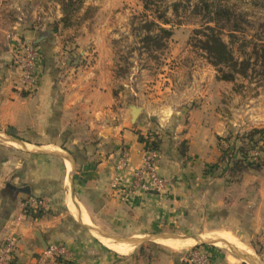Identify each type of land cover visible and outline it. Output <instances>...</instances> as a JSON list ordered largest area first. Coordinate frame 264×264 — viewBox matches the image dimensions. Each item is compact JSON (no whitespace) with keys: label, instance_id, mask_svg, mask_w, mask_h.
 Masks as SVG:
<instances>
[{"label":"crops","instance_id":"0c3cea01","mask_svg":"<svg viewBox=\"0 0 264 264\" xmlns=\"http://www.w3.org/2000/svg\"><path fill=\"white\" fill-rule=\"evenodd\" d=\"M6 22L0 13V239L10 234L17 237L15 264H34L39 253L54 242L65 243L77 264H126L123 257L109 248L127 253L146 235L117 239L97 229L91 233L86 226L104 225L109 218L120 219L133 208H143L148 218V205L152 209L149 212L157 214L166 204L180 205L183 200L190 203L186 204L192 214L202 210L207 227L220 230L185 237L154 236L159 243L178 249L179 245L210 241L239 255L238 259L218 247L200 246L210 253L213 264H264L263 168L249 169L239 177L229 175L226 161L219 162L213 170L207 168L221 155L217 138L242 133L247 129L240 127L243 121L228 125L221 114L212 120L211 116L195 112L180 141L181 134L171 122L173 106L170 112L158 108L157 122L150 116L139 119L140 111L135 113L136 125L126 106L121 120L115 121L110 118L113 101L109 90L101 91V87L89 85L85 103L84 98L80 99L84 93L79 98L66 97L60 103L53 96L49 71L41 72L38 90L20 96L15 90L19 85H14L19 82L18 75L15 76L6 60L11 63V42L7 40V51L2 42L5 34L12 32L8 27L15 29L18 23ZM86 121L92 138L87 135L90 133L77 132ZM9 126L13 127L11 133L7 131ZM249 127L264 128V117ZM62 134L67 137V140L63 138L66 142L57 143ZM140 134L157 135L161 139L159 173L174 178L165 194L132 185L133 172L142 163L145 147ZM89 138L91 144L86 142ZM69 140L78 146L73 154L62 146H68ZM183 140L189 147L187 165L181 164ZM123 151L128 152L125 164L121 163ZM63 191L67 193L62 203L64 210L55 201ZM31 196L48 200V209L39 218L24 213L25 201ZM231 198L235 206L229 207L227 201ZM245 205L251 209L245 211ZM174 210L175 207L169 208V212ZM169 215L176 217L178 212ZM109 244L122 246L124 250ZM184 259V255L163 252L147 264H184Z\"/></svg>","mask_w":264,"mask_h":264},{"label":"rangeland","instance_id":"374dc122","mask_svg":"<svg viewBox=\"0 0 264 264\" xmlns=\"http://www.w3.org/2000/svg\"><path fill=\"white\" fill-rule=\"evenodd\" d=\"M145 1L86 0L71 26L65 27L59 23L56 30L53 27L62 17L60 0H0V13L8 22L18 23L15 29L8 27L12 31L9 33L15 34L22 41H35L36 43H33L40 47L42 52L40 74L49 71L53 96L55 95L60 103H63L66 97L79 98L82 93L84 95L80 99L84 98L85 103L89 85L99 86L101 91L109 90L111 93L113 106L110 118H114L115 121L121 120L128 106L135 125L137 124L135 113L140 111L139 119L150 116L157 122L159 118L157 111L160 112L166 108L170 112L173 106L171 122L178 134H181L180 141L182 134L187 132L191 116L195 112L211 116L212 120L217 119L216 117L221 114V119L227 121L228 125L243 121L240 127L247 128L243 132L253 128L249 126H252L255 121L263 119L264 76L252 75L250 79L237 76L234 86V82L221 80L217 68L209 62L202 50L194 46L197 39L196 30L207 24H215L208 23V19L195 13V6L197 4L202 6V0H150L148 9L145 8ZM207 1L216 5H226L243 17L241 22L243 28L236 32V36H229L230 28L227 26L223 30V37L227 42H230L232 38L233 42L230 44L239 59L244 58L245 53L253 56L254 43L264 41V0ZM174 2H181L177 15L171 8ZM157 9L167 10V15L172 22L166 27L172 29L173 34L167 40L164 49L153 48L149 51L141 42V37L145 33V29L141 27L145 19L161 23L156 18ZM7 35L5 34L2 40L6 51L9 48L6 44L7 40L10 42ZM6 60L9 61L15 76L18 75L17 80L20 82V73L9 59ZM260 67L261 65L257 64L256 68L261 69ZM41 76L39 75V82L33 91L27 92L23 88H15V90L20 92V96L35 92L41 83ZM19 82H15L14 85L18 86ZM77 89H81L82 92L76 93ZM143 104L146 105L145 108ZM210 122L208 117V124ZM89 125L87 121L82 122L80 131L77 130V132L90 133L87 135L92 138L93 133L89 131ZM64 137L67 138L62 134L56 142H66ZM225 137L222 135L217 138L221 151L228 145ZM90 138L86 140V142L90 141L89 144L92 143ZM71 142L69 140L68 146L64 144L62 146L64 150H69L73 154L78 146ZM261 155L264 158V151ZM188 162L189 158L186 157L181 164L187 165ZM216 165H219L218 158L207 168L213 170ZM262 168L264 173V163ZM167 178L170 181L174 179ZM71 193L75 198L72 184ZM232 194L235 195V193ZM65 197L67 193L63 191L55 199L62 210L65 209L62 204ZM227 202L229 207L235 206L232 198ZM186 203L190 205L185 200L183 204L181 202L182 205L167 206L166 204V207L161 208V212L157 214L149 212L152 209L148 205V218L143 208H133L120 219L109 218L104 221V225L86 226V229L91 233L93 229L104 230L114 237L123 239L146 235L143 241L134 244L132 249L130 247L131 250H128L129 252L126 251L127 253H120L109 248L123 257L126 264L130 262L147 264L153 257H158L163 252L177 253L186 257L193 248L203 245L218 247L239 259V255L231 249L210 241H200L186 247L179 245L178 249H175L159 243L154 238L158 235L195 236L220 230L213 226L207 227L206 220L202 217V210L192 214L191 208ZM173 207L175 210L169 212V208L173 209ZM165 209H168V212ZM243 209L246 211L251 209V206L245 205ZM172 212H178V215L171 217L169 214ZM224 229L228 228L224 227ZM200 237L209 238L206 235ZM184 264H187L185 259Z\"/></svg>","mask_w":264,"mask_h":264},{"label":"trees","instance_id":"16d2710c","mask_svg":"<svg viewBox=\"0 0 264 264\" xmlns=\"http://www.w3.org/2000/svg\"><path fill=\"white\" fill-rule=\"evenodd\" d=\"M150 0L145 1V8H149ZM86 0H60L62 17L55 23L53 29H58L59 23L68 27L73 23L76 15L83 8ZM202 6L197 4L195 6V13L201 14L203 18L208 19L207 22H214V25H204L202 28L196 30L197 39L194 46L202 50L209 62L217 68L219 72V78L221 80L234 82L237 76L244 77L246 79L255 76H264V41L261 43H254L253 56L247 55L239 59L231 47L230 42H227L223 37V30L225 27L230 28V37H235L236 32L243 28L241 22L243 17L233 11L226 5H216L209 3L207 0L201 1ZM181 2L172 3V10L174 14H178L180 10ZM156 18L161 23L154 21H148L145 19L141 28L145 29L141 42L143 47L149 51L153 48L156 50H162L167 45V40L172 36V29L166 27L167 24L172 22L171 18L167 15V10H156ZM223 19L225 21L223 22ZM147 20V21H146ZM223 22V23H222ZM155 28V29H154ZM154 32V30H156ZM244 46V44L242 45ZM257 64L261 65V69H257ZM234 82V86H235ZM240 86V85H236ZM28 92V91H27ZM26 92V93H27ZM13 127L9 126L8 132L11 133ZM139 139L144 141L146 145H151L157 149L160 147L161 139L157 135L143 136L139 135ZM228 142L227 147L223 148L219 157V162H228L229 175L231 177L242 176L249 169H261L264 163L261 153L254 155L255 149L264 151V128L253 127L243 133L234 134L229 133L225 137ZM224 140V141H225ZM149 142V143H148ZM188 145L186 140L180 143V154L183 158L187 157ZM27 214H31L33 217L39 218L46 211L36 210L29 211L24 208ZM12 264H15V260Z\"/></svg>","mask_w":264,"mask_h":264},{"label":"built area","instance_id":"2783aa9c","mask_svg":"<svg viewBox=\"0 0 264 264\" xmlns=\"http://www.w3.org/2000/svg\"><path fill=\"white\" fill-rule=\"evenodd\" d=\"M11 42V62L20 73L19 87L33 91L39 82L42 60L41 49L33 42L22 41L15 34L8 33ZM261 151L255 149L254 155ZM128 152L121 154V163L125 164ZM159 149L150 144L143 149L142 163L134 170L132 185L144 191H155L165 194L169 191L170 180L159 173ZM24 208L29 211L48 209L46 197L31 196L25 201ZM25 214H27L24 211ZM18 248V239L15 234H10L0 239V264H12ZM72 254L65 243H50L41 253L34 264H77L72 260ZM187 264H213L210 253L199 247L193 248L185 257Z\"/></svg>","mask_w":264,"mask_h":264},{"label":"water","instance_id":"95a60500","mask_svg":"<svg viewBox=\"0 0 264 264\" xmlns=\"http://www.w3.org/2000/svg\"><path fill=\"white\" fill-rule=\"evenodd\" d=\"M102 233H104L105 235H108V236H111V237H114L113 235H111V234H109V233H106V232H103V231H101ZM158 236H171V235H158ZM175 237V236H174ZM179 237H182V236H179ZM183 237H185V236H183ZM115 238H117V237H115ZM117 239H120V238H117ZM128 239H131V238H128Z\"/></svg>","mask_w":264,"mask_h":264},{"label":"bare ground","instance_id":"6f19581e","mask_svg":"<svg viewBox=\"0 0 264 264\" xmlns=\"http://www.w3.org/2000/svg\"><path fill=\"white\" fill-rule=\"evenodd\" d=\"M78 207V206H77ZM163 242H168L167 240H163ZM172 243V242H171ZM170 244V243H169ZM110 246H113L114 244H109ZM175 245V244H174ZM113 247H116L118 249H123L124 247L119 246V245H114Z\"/></svg>","mask_w":264,"mask_h":264}]
</instances>
